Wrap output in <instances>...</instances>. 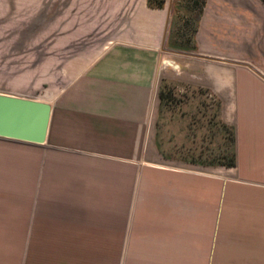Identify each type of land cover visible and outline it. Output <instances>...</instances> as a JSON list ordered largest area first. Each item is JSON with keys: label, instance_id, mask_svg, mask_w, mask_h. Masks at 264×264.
I'll return each mask as SVG.
<instances>
[{"label": "crops", "instance_id": "0c3cea01", "mask_svg": "<svg viewBox=\"0 0 264 264\" xmlns=\"http://www.w3.org/2000/svg\"><path fill=\"white\" fill-rule=\"evenodd\" d=\"M177 1L158 10L147 0H86V20H118L125 5L133 11V43L119 42L88 66L106 81L127 67L152 76L146 106L130 113L131 124L143 116L144 140L156 116L161 61L125 60L120 52L162 50ZM32 2L0 0V19L10 18L5 5ZM158 39L157 48L141 46ZM193 42L192 55L178 61L177 81L220 102V119L234 133V166L139 163L72 149L49 132L44 145L0 139V264H86L91 242L104 245L109 264H264V0H206ZM104 44L96 50L106 51ZM106 179L114 182L115 218H87Z\"/></svg>", "mask_w": 264, "mask_h": 264}, {"label": "rangeland", "instance_id": "374dc122", "mask_svg": "<svg viewBox=\"0 0 264 264\" xmlns=\"http://www.w3.org/2000/svg\"><path fill=\"white\" fill-rule=\"evenodd\" d=\"M5 6L9 7L10 18L0 19V93L50 104L49 140L57 138L72 149L121 155L139 163L208 171L223 167L219 163L233 154L234 137L230 126L220 119V102L205 89L184 87L177 81L178 61L186 60L194 52L190 35L193 19H173L170 14L160 51L123 47L125 51L120 52L125 60L155 61V65L158 58L161 61L156 116L144 140L143 116L138 115L140 122L131 124L130 113L140 112L146 106L144 97L149 95L152 76L145 78L139 69L136 77L131 72L137 69L127 67L119 68L115 78L106 81L99 75L92 76L99 68L88 66L100 55L104 58L113 55L114 49L120 47L119 42L128 44L122 46L133 43L136 30L130 25L133 11L129 6L125 5L118 20L101 21L86 20V0H37ZM91 15L95 13L87 14ZM170 33L177 46L191 49L173 47ZM105 42L108 49L97 51ZM160 43L158 39L154 46H141L157 48ZM166 73L171 79L163 77ZM119 75L122 76L116 78ZM162 80L170 82L167 91L171 92L172 101L165 105L158 122ZM102 184H106L102 187L103 202L98 210L88 211L86 216L114 220V203H111L114 182L106 179ZM123 206L122 219L128 222L130 205ZM103 248L100 243H86V264H109V260L102 258Z\"/></svg>", "mask_w": 264, "mask_h": 264}, {"label": "water", "instance_id": "95a60500", "mask_svg": "<svg viewBox=\"0 0 264 264\" xmlns=\"http://www.w3.org/2000/svg\"><path fill=\"white\" fill-rule=\"evenodd\" d=\"M51 113L50 104L44 101L0 93V139L44 145Z\"/></svg>", "mask_w": 264, "mask_h": 264}, {"label": "trees", "instance_id": "16d2710c", "mask_svg": "<svg viewBox=\"0 0 264 264\" xmlns=\"http://www.w3.org/2000/svg\"><path fill=\"white\" fill-rule=\"evenodd\" d=\"M205 2L206 0H180L177 2H174L172 4V15H173V19H193L194 20V27L193 30L191 31L192 38L191 40L193 41V36L194 33L196 32V28H197V23L202 15L203 12V8L205 6ZM165 4V0H147V7L149 9H163ZM173 36H171L170 33V43L173 47H180L183 49H191L189 47H185V46H177L175 44L174 41H172ZM175 39V37H174ZM190 40V41H191ZM189 41V40H188ZM194 42L192 43V49H194ZM168 81L166 80H162L160 87H159V92H158V100H159V106H158V122L161 118L162 115V111L163 108L165 107V105L172 101V95L170 91H167V86H168ZM184 87H186L185 85H183ZM207 91V90H206ZM209 93V92H208ZM157 122V124H158ZM157 124H156V128H157ZM225 129L227 128L225 125H222ZM229 130L231 131V135L232 137H234V133H233V129L232 127H229ZM234 141V138H233ZM159 148V146H158ZM235 164V154L233 152V154L226 156V159L223 163H219L220 166L223 167H233Z\"/></svg>", "mask_w": 264, "mask_h": 264}]
</instances>
